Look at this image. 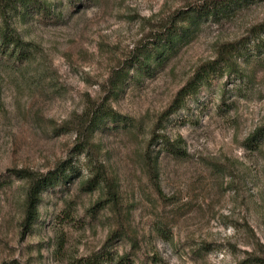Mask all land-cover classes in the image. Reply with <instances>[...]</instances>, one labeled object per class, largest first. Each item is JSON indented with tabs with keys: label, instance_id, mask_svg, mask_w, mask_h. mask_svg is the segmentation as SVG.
<instances>
[{
	"label": "rangeland",
	"instance_id": "374dc122",
	"mask_svg": "<svg viewBox=\"0 0 264 264\" xmlns=\"http://www.w3.org/2000/svg\"><path fill=\"white\" fill-rule=\"evenodd\" d=\"M48 1L59 20L13 21L35 45L34 59L14 66L0 57V264H75L103 253L100 264H115L111 255L130 264H239L253 257L264 264V48L239 59L242 76L221 73L164 122L158 133L182 141L184 156L153 146L154 178L144 159L152 129L179 89L221 45L248 39L264 22V0H245L220 23L202 21L154 77L133 73L117 94L112 76L136 49L177 11L207 0ZM103 102L134 123L103 127L92 139L93 163L116 188L110 197L103 189L83 191L91 164L73 151L81 119ZM259 129L263 138L248 148L246 139ZM70 158L78 177L67 190L45 193L38 223L24 229L27 182L8 170L47 173ZM107 197L96 218L87 215ZM110 201L138 249L123 239L103 251L117 225Z\"/></svg>",
	"mask_w": 264,
	"mask_h": 264
},
{
	"label": "trees",
	"instance_id": "16d2710c",
	"mask_svg": "<svg viewBox=\"0 0 264 264\" xmlns=\"http://www.w3.org/2000/svg\"><path fill=\"white\" fill-rule=\"evenodd\" d=\"M85 0H66L71 7L77 4H83ZM245 0H207L200 5H193L186 9L177 11L168 24L162 30L153 34L146 44L142 45L131 55L130 59L111 79L112 92L117 94L125 83H127L134 74H141L144 77H154L158 70L166 66L180 51L182 46L189 42L195 28L202 21L213 19L218 23L223 17L234 13ZM53 6L48 0H0V57L6 60L7 64L16 66L24 62H30L36 54V47L33 43L26 42L22 39L20 33L14 25L16 16L37 15L43 19H56L59 17L54 13ZM264 34V22L256 25L250 31L246 40H240L233 43L221 45L217 50L216 58L200 66L187 83L179 89L173 101L168 108L159 116L158 122L152 129L151 137L148 141L146 152L144 153L145 164L151 178L156 175L157 160L152 157L150 150L156 144H162L173 154L184 156V151L179 147L182 141L172 142L169 138L159 134L164 122L172 115L184 109L189 98L195 97L201 91L203 86H209L212 80L221 73L226 72L229 75L242 76L238 68L239 59L251 56V53L260 52L264 48V42L260 40ZM132 73V74H131ZM110 130L128 129L134 127V123L127 117L120 115L113 110L107 103H97L89 113H86L81 119L78 127V143L73 151L76 154L85 156L90 164L91 178L85 181L82 189L85 192H93L98 189L105 190L108 197L115 196L116 188L107 178L102 166L93 163L94 147L93 136L102 128ZM163 128V127H162ZM263 130L259 129L246 139L245 145L248 148L255 149L256 145L263 138ZM8 175L25 180L27 190L24 203V218L22 226L24 229L31 230L39 221V208L42 203V197L49 191L67 190V184L78 177V170L75 166L74 159L62 161L47 173H36L29 169H9ZM6 184V181H0V188ZM98 201L87 211V215L96 218L102 210L106 208V201ZM112 202L111 208L116 220V227L107 236L103 251L105 252L114 243L126 239L133 249H138V239L131 235L124 226L120 211L115 201ZM117 207V208H116ZM204 248H208L205 245ZM105 254L95 256L85 261H77L75 264H100V260ZM115 264H130L129 258L122 256L115 258L111 255ZM258 258H249L241 261L239 264H260ZM4 264H18L16 261Z\"/></svg>",
	"mask_w": 264,
	"mask_h": 264
}]
</instances>
